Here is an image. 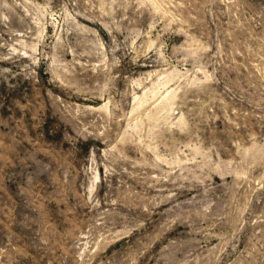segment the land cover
<instances>
[{"label":"rangeland","instance_id":"obj_1","mask_svg":"<svg viewBox=\"0 0 264 264\" xmlns=\"http://www.w3.org/2000/svg\"><path fill=\"white\" fill-rule=\"evenodd\" d=\"M0 264H264V0H0Z\"/></svg>","mask_w":264,"mask_h":264}]
</instances>
